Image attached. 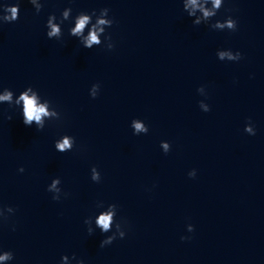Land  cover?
Masks as SVG:
<instances>
[{"label": "clouds", "instance_id": "clouds-1", "mask_svg": "<svg viewBox=\"0 0 264 264\" xmlns=\"http://www.w3.org/2000/svg\"><path fill=\"white\" fill-rule=\"evenodd\" d=\"M193 3H195V0H193ZM221 0H213V5L216 8L220 7ZM12 17L11 19L16 18V9L13 8L12 10ZM210 13L207 11L205 12V16H208ZM67 16V12H65V17ZM89 23V16L87 15H81L79 19L77 20L75 28L71 29V34L72 35H78L80 34L83 29L85 28V25ZM99 24H105L107 23L105 20L101 19L98 21ZM49 25L51 26V32H48L46 35L47 37H52V36H58L60 33V28H58L56 25L51 24L49 21ZM223 25H221L222 27ZM229 28L233 27V22L229 21L228 25ZM94 43H99L96 31L93 30L89 36L87 37V40L85 42L86 47H91ZM239 55V53H238ZM24 101V108L22 111V117H23V123L26 126H31L32 122L35 121L38 125L41 123V118L42 116H46L49 113L47 112L46 108L43 105L37 106L35 103V97L33 96L32 98H29L27 93H24L20 97ZM11 99V92H6L4 96H0V100H10ZM11 119V117H9ZM136 127L139 129L141 126L139 124L136 125ZM37 130H42V126L38 127ZM56 147L63 151L66 148L70 147L68 139H65L63 143L57 144ZM19 171H24L23 168H20ZM53 187H55V182L53 183ZM111 221V216L110 215H104L101 216L98 223L102 226L104 230H107L109 228V224ZM91 234V232H89ZM181 239H186L185 237H182ZM111 240V238H110ZM109 241H101V247H104L105 243H109ZM3 259H8V255L5 254V256H0V260ZM83 264V261H82Z\"/></svg>", "mask_w": 264, "mask_h": 264}]
</instances>
